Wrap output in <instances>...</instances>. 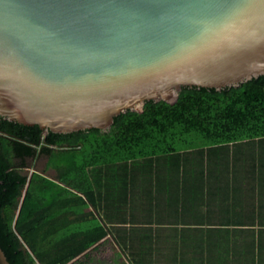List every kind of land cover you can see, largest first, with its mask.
I'll return each mask as SVG.
<instances>
[{"label":"water","instance_id":"water-1","mask_svg":"<svg viewBox=\"0 0 264 264\" xmlns=\"http://www.w3.org/2000/svg\"><path fill=\"white\" fill-rule=\"evenodd\" d=\"M262 74L264 0H0V116L44 134Z\"/></svg>","mask_w":264,"mask_h":264},{"label":"trees","instance_id":"trees-1","mask_svg":"<svg viewBox=\"0 0 264 264\" xmlns=\"http://www.w3.org/2000/svg\"><path fill=\"white\" fill-rule=\"evenodd\" d=\"M262 143L264 74L220 90L183 86L174 103L148 100L141 112L127 110L115 116L108 131L44 134L38 125L0 116V247L9 264H32L34 259L41 264H78L108 231L100 225L54 224L65 209L80 212L85 200H91L90 177H178L190 161L202 165L204 176L211 177L220 164L235 176L245 161L262 162ZM65 151L72 155L57 161L56 152ZM41 155L47 157L45 169L55 170L54 177L34 172L28 180L23 168ZM152 198V208L163 207L158 196ZM129 218L133 225H143L142 240L156 243L129 251L163 255L164 248L157 244L168 239V263L182 264L189 249L183 246L187 233L179 227L180 215ZM193 235L194 241L204 242L192 252L209 254L210 233Z\"/></svg>","mask_w":264,"mask_h":264},{"label":"crops","instance_id":"crops-1","mask_svg":"<svg viewBox=\"0 0 264 264\" xmlns=\"http://www.w3.org/2000/svg\"><path fill=\"white\" fill-rule=\"evenodd\" d=\"M185 166L178 177H90L91 200H85L80 212L65 209L54 224L55 228L100 225L108 231L78 264H170L168 239L157 244L164 248L163 255L140 256L128 250L155 246L142 240L143 225H133L129 218L151 214L180 215L179 227L187 233L183 246L189 249L182 264H264V158L259 164L245 161L235 176L222 164L211 177L202 175L198 162ZM152 196H158L163 207L152 208ZM202 232L210 233L209 254L192 252L204 242L194 241L193 233L200 238Z\"/></svg>","mask_w":264,"mask_h":264},{"label":"rangeland","instance_id":"rangeland-1","mask_svg":"<svg viewBox=\"0 0 264 264\" xmlns=\"http://www.w3.org/2000/svg\"><path fill=\"white\" fill-rule=\"evenodd\" d=\"M55 155L58 157L57 161L61 162L60 161L61 157L70 156V155H72V153L70 151L69 152H67V151H65V152H56ZM78 155H80V153H78ZM46 160H47V157L45 155H41V156L37 157L36 159L30 160V164H32L33 168H35V169H37L39 171H42V172H44L45 174H47V175H49L51 177H54L55 172L53 171L52 168L45 169ZM27 173L29 174L30 172L27 171ZM25 190H26V186L24 188L23 193L25 192Z\"/></svg>","mask_w":264,"mask_h":264},{"label":"flooded vegetation","instance_id":"flooded-vegetation-1","mask_svg":"<svg viewBox=\"0 0 264 264\" xmlns=\"http://www.w3.org/2000/svg\"><path fill=\"white\" fill-rule=\"evenodd\" d=\"M36 158H37V157L30 158V159L28 160V165H27L26 167L23 168V172H24V173L26 172V174L28 175V180L30 179V177L32 176V174H33L34 172H36V173H41V174H42V173L45 174L44 172L39 171V170L33 168L32 164H30V160H33V159H36ZM27 171H29L30 173L28 174ZM45 175H47V174H45ZM47 176H49V175H47ZM49 177H51V176H49ZM25 191H26V190H25ZM24 193H25V192H24Z\"/></svg>","mask_w":264,"mask_h":264},{"label":"built area","instance_id":"built-area-1","mask_svg":"<svg viewBox=\"0 0 264 264\" xmlns=\"http://www.w3.org/2000/svg\"><path fill=\"white\" fill-rule=\"evenodd\" d=\"M32 264H41L37 259H34V262Z\"/></svg>","mask_w":264,"mask_h":264}]
</instances>
